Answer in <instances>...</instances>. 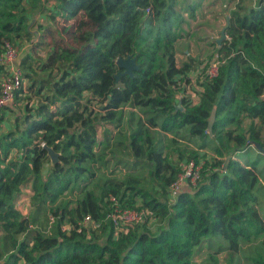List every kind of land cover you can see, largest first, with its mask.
I'll return each instance as SVG.
<instances>
[{"label": "trees", "instance_id": "1", "mask_svg": "<svg viewBox=\"0 0 264 264\" xmlns=\"http://www.w3.org/2000/svg\"><path fill=\"white\" fill-rule=\"evenodd\" d=\"M204 1L55 0L50 19L56 26L62 19V26L46 28L31 51L46 57L40 71L57 69L59 77L50 87L41 82L36 93L48 87L45 102L17 115L7 130H1L3 110L11 105L0 110V264H193L195 249L210 235L226 240L231 254L247 241L264 246L255 163L235 156L252 143L264 149V0H229V39L215 43L220 63L214 77L206 73L214 59L200 69L195 58L180 64L176 58L175 44ZM22 2L0 0L1 36L21 29L23 17L16 25L3 21ZM128 56L139 66L132 75L117 64ZM126 106L140 114H131L135 124L127 131L121 129ZM154 130L170 134L172 142L185 133L215 154L202 165L196 186L185 185L174 201L168 189L180 162L201 158L194 150L164 151ZM44 146L59 153L58 163L51 165ZM118 147L134 168L150 169L153 188L130 172L112 176L124 163L116 157ZM110 164L111 176L96 185V174L104 175ZM25 187L33 218L16 206ZM75 190L78 196L66 198ZM112 198L121 208L149 214L115 235L106 218ZM85 216L100 226L79 231ZM50 217L49 232L37 226ZM148 219H156L155 230ZM251 264H264V255Z\"/></svg>", "mask_w": 264, "mask_h": 264}, {"label": "rangeland", "instance_id": "2", "mask_svg": "<svg viewBox=\"0 0 264 264\" xmlns=\"http://www.w3.org/2000/svg\"><path fill=\"white\" fill-rule=\"evenodd\" d=\"M197 1V0H194ZM210 0L204 1L197 9V15H199L204 6L209 3ZM220 1V0H217ZM225 0H222L224 2ZM227 2L226 6L229 8V0L225 1ZM37 6V0H23L22 5L20 7H14L11 12L14 14V17L8 16L6 19H4L3 22H11L10 24L16 25V20L23 17L25 18L21 29L18 31L19 35H17L18 32H11L5 38V36L0 35V55L3 50L2 48V41L9 40L11 43L16 47L18 52L21 55V50L23 47L29 45L30 38L25 36V27L30 22L31 19V13ZM21 7H23V10H21ZM208 7L206 6L205 10H208ZM227 8V9H228ZM226 9V8H225ZM207 11H205L206 13ZM196 15V16H197ZM187 18V17H186ZM60 22H62V19H59ZM55 26L57 23H55ZM226 25V22L222 16L221 21L219 23L213 24L214 27H207L208 30H204V33L201 34V36H197L199 33L196 31L192 36L191 34V27L190 29H185L186 31L183 33V38L178 39L175 44V49L177 51V61L184 62L188 61L189 57L184 55L185 50L191 51L192 54H194V47L190 46L189 44L191 42L198 43L196 47L200 48V56L199 59H196V61H201L202 64L199 66L201 69V66L206 64L208 59H214V54L216 52L217 47L215 46V43L220 39V31L222 27ZM62 25L58 23L56 26L57 29L61 27ZM189 28V27H187ZM11 38V39H10ZM52 37L48 36V39H51ZM201 45V46H200ZM33 53V52H32ZM33 57V58H32ZM31 57L30 62H25L23 60V57H21V66H23L24 71V81L21 89L19 90L18 96L14 99L13 104L10 108L4 109L3 112H5V121L2 123L1 130H7L12 127L13 123L15 122V117L17 115H24L27 113H34V108L42 103L45 102V96L50 94V91L48 87H50V84L57 80L59 77L60 72L57 69H54L52 72H42L39 70V63H42L45 61L44 53L41 55H38L37 53H33ZM215 60V59H214ZM38 64V66H37ZM180 64V63H178ZM1 76L4 75V69L0 71ZM47 84L48 87H44V90L39 95L36 93L37 87L41 84ZM190 91L192 89L190 88ZM85 102V100L83 101ZM91 106H93L95 109H97L99 104L95 101L89 103ZM27 108H32L29 111L26 110ZM124 110V120L122 123L121 129L123 130H129L130 128H134L135 121L132 120L129 122V117L131 114H133V117L140 115L139 111L137 109H130L129 106H126L123 108ZM51 110H54V106H51ZM133 112V113H131ZM2 111L0 112V114ZM152 133V132H151ZM152 135H154V138L159 142L158 145L162 147L164 151L176 153L177 149H185V150H194L199 153L200 156V162L203 165L205 161H211L215 158V154L213 153L212 149L209 147H200L202 142L195 138L191 139L185 133H180L177 137H175L174 142H172V136L170 134L160 133L157 130H154ZM114 149V146L112 147ZM111 148V149H112ZM120 156V159L124 163H119L114 169V175L117 178L127 174L132 173L135 176L139 177L142 182L143 186L146 188H153L155 186V182L153 178L150 176V169L145 167L144 165L136 166L135 168L132 166L133 159L130 157L127 152L123 151L122 147H118L116 149V157L118 158ZM235 156L241 160L242 162H250L255 163L256 171L259 176V181L256 185V188L254 190V193L256 194L258 198V204L257 208L261 214V216L264 218V153L259 152L256 148L253 146H249L246 150L241 152H236ZM116 158V159H117ZM177 158L174 157V162L177 163ZM113 169V165L110 164L108 166V169L104 171V175L101 176L100 173L96 174V185L98 183H101L102 180L110 175V170ZM79 190H75L72 193V196L68 194L66 198H73V196H78ZM30 196V188L25 187L21 191V193L18 195L16 199V206L20 209L21 213L23 215H30L31 218L34 216V212L32 211V207L30 205L29 201ZM39 224V225H38ZM37 226H40V228L44 229V231L49 232L51 224L44 218H40V223H38ZM148 226L152 230H155L157 227L156 219H148ZM264 255V246L261 245L260 240H252L247 241L245 243H241L240 249L236 254H231L227 249V241L224 240L221 237L217 236H208L204 238V241L195 249V254L193 258V264H251L253 259L257 257H262Z\"/></svg>", "mask_w": 264, "mask_h": 264}, {"label": "built area", "instance_id": "3", "mask_svg": "<svg viewBox=\"0 0 264 264\" xmlns=\"http://www.w3.org/2000/svg\"><path fill=\"white\" fill-rule=\"evenodd\" d=\"M148 10H146V13ZM229 37L225 35V39ZM2 52L0 55V64L4 66V75L0 78V110L6 105H12L14 101L15 92L19 90L24 81V71L19 62L18 50L8 40H5L2 44ZM218 60H213L206 73L209 77H214L218 74ZM264 98V92L263 96ZM181 171L177 179L173 181L168 189L170 201H174L180 191L185 185L196 186L200 179V173L202 164L199 161L196 163L193 160H184L180 162ZM224 172V167L217 169ZM113 208L107 214V220L112 224L115 235L121 232H127L129 227L135 226L141 222H144L149 212L146 210H140L136 208H121L120 204L112 198ZM53 217L49 218L50 224L53 222ZM80 231L81 228L96 229L100 226V222L94 221L90 216H85L79 222ZM70 226H64L63 230H70Z\"/></svg>", "mask_w": 264, "mask_h": 264}, {"label": "crops", "instance_id": "4", "mask_svg": "<svg viewBox=\"0 0 264 264\" xmlns=\"http://www.w3.org/2000/svg\"><path fill=\"white\" fill-rule=\"evenodd\" d=\"M226 4H227V2H225V1L222 2V0H220V1L210 0L209 3L204 6L202 12L199 15H197V17L194 20H191L189 28H187V29H190V27H191L192 31H191L190 37L196 31L199 32L197 34V36H201V34L204 33V30H208V28H207L208 26L214 27L213 24L215 25L216 23H219L221 21L222 16H223L225 22L227 23L228 15L226 14V10H225V8H227ZM54 5H55V0H37V6L33 10V12L31 13V19H30L29 24L27 25V31H28V34L30 36L29 37L30 38L29 45L22 48L21 55L18 52L20 64H21V57H23V55H24L23 60L25 62H27V60H28V62H30L32 54H33L31 51L32 45L35 42L39 41L40 36L43 34V31L46 28H48V27L53 28L54 27L52 19H50V12H51V10H53ZM210 5H211V7L210 8L208 7V10H205L206 6H210ZM205 11H207V12L205 13ZM59 19L60 18H56L58 23H60ZM197 44H198L197 42L196 43L191 42L189 44L190 46H195L194 47V50H195L194 54H192L191 51H189V50H185L184 55L185 56L187 55L189 58L199 59V56L201 53H200V48L196 47ZM37 54L41 55L42 52H39ZM176 55H177V51H176ZM177 63H180V62L177 61ZM0 65H2V64H0ZM2 69H4L3 65H2ZM0 78H1V73H0Z\"/></svg>", "mask_w": 264, "mask_h": 264}, {"label": "water", "instance_id": "5", "mask_svg": "<svg viewBox=\"0 0 264 264\" xmlns=\"http://www.w3.org/2000/svg\"><path fill=\"white\" fill-rule=\"evenodd\" d=\"M227 22H228V17H227ZM226 25H227V23H226ZM226 25L220 31V39H218V41H217L218 44L221 43L225 39ZM117 64L120 68L124 69V71L122 72L123 74L132 75L133 71L135 69L139 68V66L136 64L135 58H132L131 56H128L125 59L119 58L117 60ZM214 118H215V111L212 110L210 117H209V122H208V130L210 133H211V126H212V123L214 121ZM251 145H253L259 152L264 153V149L259 144L252 143ZM44 148L47 150L51 165H55L56 163H58L59 162V153L55 152L51 147L44 146Z\"/></svg>", "mask_w": 264, "mask_h": 264}]
</instances>
